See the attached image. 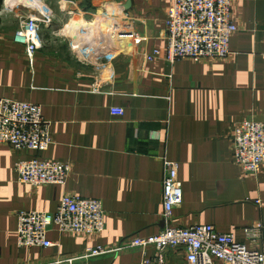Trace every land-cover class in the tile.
<instances>
[{
  "label": "crops",
  "instance_id": "obj_1",
  "mask_svg": "<svg viewBox=\"0 0 264 264\" xmlns=\"http://www.w3.org/2000/svg\"><path fill=\"white\" fill-rule=\"evenodd\" d=\"M11 1L0 7V99L41 105L53 142L43 152L0 143V264H143L145 256L155 257L153 246L126 242L166 226L164 158L178 163L183 187L172 225L211 224L250 246L244 229L261 223L258 248L264 251V168L244 171L233 151L236 125L264 120V0H232L238 30L228 58L174 62L166 58L165 22L174 0H50L54 22L32 56L15 33L36 3L46 4L23 0L12 7ZM74 18L85 24L74 27ZM117 29L139 39L121 40ZM84 43L91 49L103 44L111 54L82 60L73 46ZM155 49L161 56L148 60ZM112 108L125 112L113 115ZM33 157L70 163L67 182L39 188L21 182L16 163ZM65 194L101 200L105 231L51 230V247H20L18 213H53ZM120 245L126 247L86 256L89 247ZM186 255L183 247L169 248L162 264H189Z\"/></svg>",
  "mask_w": 264,
  "mask_h": 264
},
{
  "label": "built area",
  "instance_id": "obj_2",
  "mask_svg": "<svg viewBox=\"0 0 264 264\" xmlns=\"http://www.w3.org/2000/svg\"><path fill=\"white\" fill-rule=\"evenodd\" d=\"M36 7L35 13L21 19L15 33V40L26 46L30 56L44 47L42 31L54 22L50 8L38 3ZM165 22L166 58L171 62L179 59H226L231 54L232 35L238 30L232 16V0H174ZM114 33L124 41L139 39L132 30L117 29ZM90 46H85V51L91 50ZM73 49H81V45H74ZM161 54V50L155 49L148 54L147 59L154 60ZM94 90L99 92L101 87L95 84ZM111 112L113 115L122 116L125 111L122 108H112ZM52 142L51 123L45 119L41 105L15 99H0V143L17 150L43 152L50 148ZM233 151L235 162L244 171L259 173L264 168V120L240 121L233 132ZM163 163V219L166 226L156 235H135L126 242L129 247L155 248V257L145 256L143 264H162L164 252L169 248L179 247L186 249L189 264H264V251L258 248L263 235L261 223L244 229L250 246L238 241L233 233L220 231L211 224L189 227L172 225L173 212L183 202V187L178 163L167 158L163 159ZM16 172L21 182L35 188L64 185L71 173V164L33 157L19 160L16 163ZM105 229L106 211L101 200L65 194L53 213L20 211L17 241L20 247H51V230L95 235L103 233ZM125 247H89L86 256L96 257L123 250Z\"/></svg>",
  "mask_w": 264,
  "mask_h": 264
},
{
  "label": "rangeland",
  "instance_id": "obj_3",
  "mask_svg": "<svg viewBox=\"0 0 264 264\" xmlns=\"http://www.w3.org/2000/svg\"><path fill=\"white\" fill-rule=\"evenodd\" d=\"M20 3H23V0H12L11 1V6L12 7H18L19 5H20ZM44 4H46L45 6L47 7V8H52V2L50 1V0H44ZM80 18H82V17H80ZM79 18V19H80ZM109 20L110 18L109 17H107V16H105V18H104V20ZM65 20H67V19H62V17H61V19H60V23L61 24H67V23H69V21H66V22H64ZM77 20V18H74V20H72V23L74 22V21H76ZM104 20H102L103 22H104ZM10 21L11 22H13V23H16V21L15 20H12V19H10ZM96 23V22H95ZM99 27V26H98ZM97 27V28H98ZM99 31V30H98ZM107 31L108 32H110V29H109V27L107 28ZM109 34V33H108ZM96 35H97V37L98 38H101V33H100V31L99 32H97L96 33ZM85 46H87L85 43L84 44H82L81 45V49H77L76 50V52L79 54V57L82 59V60H84V59H86V60H93V58H95V57H97V56H99L98 54L96 55V52H99L100 51V53H101V56H103V59H105L106 57H108L110 54H108V51H105L106 50V47L105 46H103V44H101L100 46H96V48H97V50H96V48L94 49H91V50H89V51H85ZM93 47V46H92ZM96 50V51H95ZM104 51L106 52L105 54H104ZM96 59V58H95ZM97 66H99L100 67V69H103V68H106L107 67V65H105L104 63H100L99 65H97Z\"/></svg>",
  "mask_w": 264,
  "mask_h": 264
},
{
  "label": "bare ground",
  "instance_id": "obj_4",
  "mask_svg": "<svg viewBox=\"0 0 264 264\" xmlns=\"http://www.w3.org/2000/svg\"><path fill=\"white\" fill-rule=\"evenodd\" d=\"M80 21V22H79ZM80 23V24H79ZM83 24H85V20H83V19H81V20H76L75 22H74V27H78L79 28V26H81L82 27V25ZM88 26V25H87ZM88 27H90V26H88ZM76 29V28H75ZM86 29V28H85ZM90 29V28H89ZM89 29H87V30H89Z\"/></svg>",
  "mask_w": 264,
  "mask_h": 264
},
{
  "label": "trees",
  "instance_id": "obj_5",
  "mask_svg": "<svg viewBox=\"0 0 264 264\" xmlns=\"http://www.w3.org/2000/svg\"><path fill=\"white\" fill-rule=\"evenodd\" d=\"M1 2H2V0H0V7H1Z\"/></svg>",
  "mask_w": 264,
  "mask_h": 264
}]
</instances>
